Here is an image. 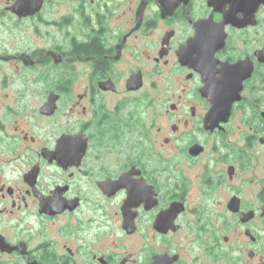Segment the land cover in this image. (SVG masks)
Returning a JSON list of instances; mask_svg holds the SVG:
<instances>
[{
	"label": "flooded vegetation",
	"instance_id": "1",
	"mask_svg": "<svg viewBox=\"0 0 264 264\" xmlns=\"http://www.w3.org/2000/svg\"><path fill=\"white\" fill-rule=\"evenodd\" d=\"M15 1L1 18L45 41L1 61L67 118L12 180L0 157V264H264V0H70L59 18Z\"/></svg>",
	"mask_w": 264,
	"mask_h": 264
},
{
	"label": "rangeland",
	"instance_id": "2",
	"mask_svg": "<svg viewBox=\"0 0 264 264\" xmlns=\"http://www.w3.org/2000/svg\"><path fill=\"white\" fill-rule=\"evenodd\" d=\"M53 2L54 6L47 11L53 12L56 18H59L70 4V0H53ZM4 5L5 0H0V10ZM59 29L55 26V31L60 32ZM42 41L45 40L41 35L36 36L31 22L16 24L7 16L3 20L0 11V56L16 50L32 48L35 43L42 44ZM17 63L13 60L1 61L0 58V157L8 161L6 174L10 180L14 178L13 167L20 163L16 158L17 152L27 153L36 147L49 145L54 138V135H49L50 132L56 129L57 125L65 123L67 118L64 106L60 107L53 119H45L39 115L36 109L44 95L41 84L36 81L37 71L21 69ZM76 65L79 69L80 64ZM63 68L64 66H55L50 72L57 73ZM42 85L45 86L43 82ZM79 87L80 78L76 81L73 92H79ZM61 101L67 102V97H63ZM14 133L19 137L14 138ZM22 137L26 138L22 139Z\"/></svg>",
	"mask_w": 264,
	"mask_h": 264
},
{
	"label": "water",
	"instance_id": "3",
	"mask_svg": "<svg viewBox=\"0 0 264 264\" xmlns=\"http://www.w3.org/2000/svg\"><path fill=\"white\" fill-rule=\"evenodd\" d=\"M41 7V1L40 0H16L15 4L11 7V10L15 13H18L17 9L19 10H25L29 13H34ZM213 89L211 93L209 92L210 97L212 96L214 106L212 108V111H222L228 115L230 106L234 100H237L239 98V92L238 88L235 90H231L228 88L225 77H222L219 82H216L213 84ZM58 98V95L55 92H51L49 94L47 102L43 104V106L40 108L41 112H52L56 107V100ZM66 138L64 136L60 137L57 140V144L55 147V151L58 152V154L53 155L57 160L63 158V152L66 149ZM54 153V152H53Z\"/></svg>",
	"mask_w": 264,
	"mask_h": 264
}]
</instances>
